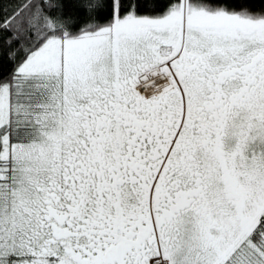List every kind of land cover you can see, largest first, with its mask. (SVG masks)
I'll list each match as a JSON object with an SVG mask.
<instances>
[{
  "label": "snow or ice",
  "instance_id": "snow-or-ice-1",
  "mask_svg": "<svg viewBox=\"0 0 264 264\" xmlns=\"http://www.w3.org/2000/svg\"><path fill=\"white\" fill-rule=\"evenodd\" d=\"M0 264H264V0H0Z\"/></svg>",
  "mask_w": 264,
  "mask_h": 264
}]
</instances>
